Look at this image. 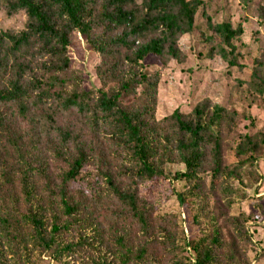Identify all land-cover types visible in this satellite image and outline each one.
Instances as JSON below:
<instances>
[{
  "label": "trees",
  "instance_id": "16d2710c",
  "mask_svg": "<svg viewBox=\"0 0 264 264\" xmlns=\"http://www.w3.org/2000/svg\"><path fill=\"white\" fill-rule=\"evenodd\" d=\"M203 4L0 0L7 15L23 12L26 17L22 29L0 30V264H41L45 258L70 264L65 255L91 245L88 229L101 235L100 216L107 217L116 247L117 258L108 264H248L237 250L239 238L249 239L243 225L237 222V229L229 230L208 210L210 231L188 236L170 214L155 215L139 192L140 184L165 178L167 162L185 167L175 175L187 182L185 192L176 194L182 205L194 197L214 199L229 173L214 127L229 125L232 117L221 106L209 115L203 101L187 115L175 110L156 119L158 75L143 65L150 55L178 60L179 40L200 29L205 42L212 43L209 56H220L227 73L242 68L234 44L243 33L241 23L212 22ZM199 10L203 24L197 22ZM73 32L100 58L96 89L86 90L70 66ZM248 83L257 95L264 92V50L255 58ZM256 147V142L248 146L247 158L238 162L252 164ZM68 148L72 152L66 156ZM123 157L129 169L114 170L116 159ZM207 160L211 166L204 169ZM92 165L104 188L86 196L72 184ZM103 192L111 201L109 214L105 206L98 210ZM169 223L179 231L183 260L170 250L176 242L170 239Z\"/></svg>",
  "mask_w": 264,
  "mask_h": 264
},
{
  "label": "rangeland",
  "instance_id": "374dc122",
  "mask_svg": "<svg viewBox=\"0 0 264 264\" xmlns=\"http://www.w3.org/2000/svg\"><path fill=\"white\" fill-rule=\"evenodd\" d=\"M203 3L206 13L212 16V22L228 18L233 24L241 23L243 33L234 44L239 52V64L242 68L227 73V63L220 56H209L212 43L205 42V36H201L200 29L179 40L181 56L178 60L164 62L162 58L150 55L144 59L143 65L149 74L158 75L156 119L175 110L187 115L203 101L210 106L209 115L214 106H221L232 117L229 125L222 122L220 127H214L222 137L223 164L229 168V173L221 178L214 199L203 202L200 197H194L187 201L189 205H182L176 194L185 192L187 182L176 179L175 175L184 171L185 167L180 162H167L163 165L165 178H154L140 184L139 192L153 206L155 215L170 214L175 218L179 229L184 230L188 236H198L202 232L210 231L207 216L210 210L218 219V224L229 230H236L238 222L237 226L243 225L249 235V239L242 237L237 240V250L241 257L248 264H264V92L257 95L248 83L255 58L264 50V12L261 11L264 0H203ZM25 20L23 12L7 15L0 5V30H20L24 27ZM197 22L204 23L200 10ZM68 56L70 66L80 77L82 86L86 90L96 89L99 86L96 66L100 58L78 32L71 35ZM254 142L257 147L253 163H239L238 159L247 158L250 150L248 146ZM241 144L242 148L239 149ZM71 152L72 149L68 148L65 155L69 156ZM46 158L48 167L53 172L52 155L47 153ZM207 163L204 169L211 166L210 160ZM128 166L126 158L123 157L122 160L117 158L112 168L122 172L129 169ZM90 168L81 173L78 181L72 184L75 188L73 190H81L86 196L94 195L96 190L104 188V180L98 176V169L94 165ZM204 177L208 183V173ZM98 198L101 203L98 204V210L105 206L106 213L109 214L111 201L105 196V192ZM203 205H206L205 210L197 214ZM106 222H109L107 217L100 216L101 235H96L91 228L88 229L85 234L91 239V245L82 250L76 249L74 254L65 255L64 260H68L70 264L114 262L117 258L116 247L112 244V232ZM173 227L174 224H168L170 239L175 237L173 241L177 247L170 246V250H174L177 258L183 260L181 237L179 231L175 233ZM132 241L136 244L137 237L133 235ZM172 255L173 252H170L169 256ZM41 264L53 262L45 258Z\"/></svg>",
  "mask_w": 264,
  "mask_h": 264
}]
</instances>
